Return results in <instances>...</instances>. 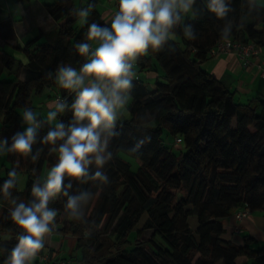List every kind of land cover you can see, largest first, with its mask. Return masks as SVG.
I'll use <instances>...</instances> for the list:
<instances>
[{"label": "trees", "instance_id": "1", "mask_svg": "<svg viewBox=\"0 0 264 264\" xmlns=\"http://www.w3.org/2000/svg\"><path fill=\"white\" fill-rule=\"evenodd\" d=\"M98 4L56 0L45 5L54 31L24 46L11 44L16 40L13 23L0 18L3 45L25 57L18 61L0 46V141H7L8 163L0 162V188L10 171L17 174L14 187L7 194L0 191V264H9L21 231L11 220V209L32 202V186H43L46 171L58 162L61 143L44 141L56 125L40 116L28 154L10 150L12 137L23 132L22 111L33 112L34 98L47 88L58 90L48 98L66 105L57 124L67 128L74 122L76 93L57 83V70L79 69L90 58L81 56L76 45L91 42L89 25L107 26ZM207 5L208 0H195L159 49L149 48L133 61L131 101L126 115L117 113L111 134H104V165H89L88 176L78 180L66 175L68 195L62 191L50 200L56 216L49 234L73 240L80 252L77 264H264V247L257 240L244 236L235 244L224 237L227 219L237 210L264 214V99L257 95L242 103L203 68L222 42L264 48V6L257 0H225L228 11L220 18ZM83 10L88 15L79 27ZM186 26L192 38L185 35ZM21 72L23 81L17 77ZM147 72L160 73L151 89L137 76ZM177 138L180 144L174 143ZM97 171L106 179H92ZM69 196L84 197L76 216L66 208ZM191 216L197 220L193 228ZM146 231L152 234L145 240ZM45 252L44 244L27 264H37Z\"/></svg>", "mask_w": 264, "mask_h": 264}, {"label": "clouds", "instance_id": "2", "mask_svg": "<svg viewBox=\"0 0 264 264\" xmlns=\"http://www.w3.org/2000/svg\"><path fill=\"white\" fill-rule=\"evenodd\" d=\"M195 0H119V9L110 21V27L93 23L87 30L88 41L97 42L94 51L91 44L76 45L81 56L89 57L79 69L63 66L57 70V83L76 93L71 105L73 123L67 128L56 124L48 131L44 141L56 145L58 162L47 172L43 186L34 184L31 203L20 202L11 209V220L21 230L16 246L12 249L9 264H27L43 248L44 238L51 232L56 211L49 207L50 200L59 194L67 196L64 177L80 179L88 176V166L95 163L99 169L105 163L103 155L111 134L117 112L126 103L132 87V62L149 48L159 49L172 35V29L189 14ZM208 10L223 18L228 8L225 0H208ZM87 10L80 12L81 17ZM185 35L192 38L190 26ZM88 81L85 84V81ZM66 105L58 103L48 112V119L55 120ZM27 127L12 137L11 151L28 154L36 139L40 121L31 110L22 111ZM7 141H0V148ZM110 155V154H109ZM16 171L8 173L0 191L7 194L14 187ZM92 179L105 180L100 171ZM83 196H69L66 208L76 216L79 214Z\"/></svg>", "mask_w": 264, "mask_h": 264}, {"label": "crops", "instance_id": "3", "mask_svg": "<svg viewBox=\"0 0 264 264\" xmlns=\"http://www.w3.org/2000/svg\"><path fill=\"white\" fill-rule=\"evenodd\" d=\"M55 1L56 0H26L19 3L17 0H0V18L4 20L9 19L13 23V29L16 36V40L11 42L13 46H24V44L29 41L28 39L31 34L34 35V38L38 37L40 41H44L47 37H50L51 32L55 29V23L47 14L44 7ZM85 1L86 0L83 2ZM98 1L99 4L104 3L105 1L99 11L104 23L107 27H110V21L119 9L118 4L115 0ZM90 44L91 52L94 51L97 42L91 41ZM0 46L5 48L6 51L9 50V53L13 56L15 55V53H13L15 51L9 46H4L1 39ZM24 58L21 62H25ZM249 62L250 64L246 66L244 65L243 60L235 52H229L211 55L203 64V68L210 72L214 78L224 82L232 91L237 93L236 95L239 97V101L245 103L257 95L264 99V78L261 75L262 69L260 66V64L264 62V50H260L259 57H250ZM142 74L144 73H137L138 78L144 82L151 81L152 83L151 85L148 84V87L150 86L152 88L155 81L154 78L158 77L159 73L147 72L145 73L144 78H142ZM22 76H19L20 81H23L24 73H22ZM87 83L88 81L86 80L85 84ZM57 91L56 88L55 94ZM49 101L45 100V98L41 99V104L43 105L42 108H45L48 112L55 108L54 98L52 102ZM120 113H122V111ZM123 114L126 115L127 113ZM39 116L41 117L42 115ZM41 118H43V116ZM43 119L45 120V118ZM235 226L239 228V232H234ZM226 229H229V234H231L228 235V239H232L235 244H240L242 237L250 236L259 242L260 247H264L263 213L258 215L257 212H249L248 217L240 222L235 220L233 214V216L227 219ZM66 238L67 237L64 238L56 233L48 234L44 238L46 250L48 249L47 251H49L51 249L55 251V253H59L63 246V240Z\"/></svg>", "mask_w": 264, "mask_h": 264}, {"label": "rangeland", "instance_id": "4", "mask_svg": "<svg viewBox=\"0 0 264 264\" xmlns=\"http://www.w3.org/2000/svg\"><path fill=\"white\" fill-rule=\"evenodd\" d=\"M84 1V0H83ZM105 3V1H104ZM104 3H101L99 4L98 6V9H101V6L104 4ZM257 3L260 5V6H264V0H257ZM84 21H85V17H82L77 25L79 27H81L83 24H84ZM36 34V33H34ZM34 35L31 34L29 36V39L28 40H31V38H34L33 37ZM264 50V48L262 49ZM9 52V50H7ZM15 51V50H14ZM15 53V59L21 61L23 60L24 56L20 53V52H13ZM23 56V57H22ZM25 59V58H24ZM160 74V73H159ZM144 78V74H142ZM19 76H22V73L18 74L17 77L20 78ZM23 78V76H22ZM149 85H151V81H147ZM149 89H151V87L149 86ZM55 93V89L54 88H47L45 90V93L42 95V97H38V98H34L33 100V104H34V110L33 112L36 114V117L39 116V115H42L43 118H45V120L51 125V126H55L57 124V119L55 118V120H49L48 119V111L45 109V108H42L43 105L41 104V99H44L45 100H50L49 102H52L53 99L51 98H48L47 97V94H49L50 96H53V94ZM130 103V98L129 96H127V100H126V103L124 105V107L122 109H119L118 112L120 113L122 111V113H127V108H128V105ZM44 104V103H43ZM41 116V117H42ZM27 127L26 123L23 122V119H21V128H22V131H24V129ZM5 147L3 148H0V162L2 164H5V165H8L7 161L5 160V156H6V153L5 152ZM0 163V164H1ZM49 170V169H48ZM48 170L46 171L45 173V177H44V180H46L47 178V172ZM24 184H25V178L23 175H21L20 177H18V186L20 187V189L22 190L24 188ZM258 215L262 214L261 212H257ZM189 222H190V226H196L197 225V220L195 219V217L191 216L189 218ZM193 228V227H192ZM230 230L229 229H226V233H225V236L224 237H228V235H231L229 234ZM152 234V231H146L144 234H143V238L146 240V239H149L150 236ZM65 238V237H64ZM48 250V249H47ZM46 250V251H47ZM51 250V249H50ZM48 252V251H47ZM52 252L53 250L49 251L48 253L50 254L51 258H52V262H64V263H67V264H77L76 260L78 261L79 258H80V252L78 250H75V246H74V242L72 239H70L69 237H67L66 239L63 240V246L61 248V251L59 253H55V255H52ZM52 263V264H53Z\"/></svg>", "mask_w": 264, "mask_h": 264}, {"label": "built area", "instance_id": "5", "mask_svg": "<svg viewBox=\"0 0 264 264\" xmlns=\"http://www.w3.org/2000/svg\"><path fill=\"white\" fill-rule=\"evenodd\" d=\"M229 52H235L244 62V65H249V58L250 57H259L260 55V49L257 48L253 43H248V44H239V43H231V42H222L219 43L216 48L212 51V55L216 54H223V53H229ZM261 69H262V77L264 78V62L260 64ZM132 72L133 71V62H132ZM135 76H133L132 79H134ZM58 103H62L60 98L55 99V104L57 105ZM182 140L180 138H177L174 140L175 144H180ZM249 210L248 209H241L237 210L234 213L235 220L237 222L242 221L243 219L247 218L249 215ZM234 232H239V228L237 226L234 227ZM52 258L48 252H45L41 254L38 258V263L37 264H52ZM54 264H67L64 262H56Z\"/></svg>", "mask_w": 264, "mask_h": 264}]
</instances>
